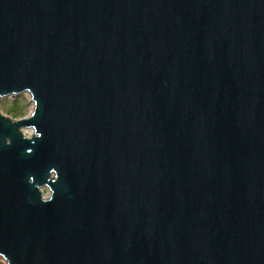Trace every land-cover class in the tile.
Wrapping results in <instances>:
<instances>
[{
    "label": "water",
    "instance_id": "1",
    "mask_svg": "<svg viewBox=\"0 0 264 264\" xmlns=\"http://www.w3.org/2000/svg\"><path fill=\"white\" fill-rule=\"evenodd\" d=\"M0 258L264 264V0H0Z\"/></svg>",
    "mask_w": 264,
    "mask_h": 264
},
{
    "label": "rangeland",
    "instance_id": "2",
    "mask_svg": "<svg viewBox=\"0 0 264 264\" xmlns=\"http://www.w3.org/2000/svg\"><path fill=\"white\" fill-rule=\"evenodd\" d=\"M2 113L14 120H19L29 116L34 111V104L32 103L31 96L29 94L22 95L13 98H7L2 101L1 105ZM31 135V131L27 132ZM48 194V191H44ZM0 264H2L0 262Z\"/></svg>",
    "mask_w": 264,
    "mask_h": 264
},
{
    "label": "built area",
    "instance_id": "3",
    "mask_svg": "<svg viewBox=\"0 0 264 264\" xmlns=\"http://www.w3.org/2000/svg\"><path fill=\"white\" fill-rule=\"evenodd\" d=\"M0 262H1L2 264H7L2 258H0Z\"/></svg>",
    "mask_w": 264,
    "mask_h": 264
},
{
    "label": "bare ground",
    "instance_id": "4",
    "mask_svg": "<svg viewBox=\"0 0 264 264\" xmlns=\"http://www.w3.org/2000/svg\"><path fill=\"white\" fill-rule=\"evenodd\" d=\"M4 260V259H3ZM5 261V260H4ZM6 262V261H5ZM7 263V262H6Z\"/></svg>",
    "mask_w": 264,
    "mask_h": 264
}]
</instances>
